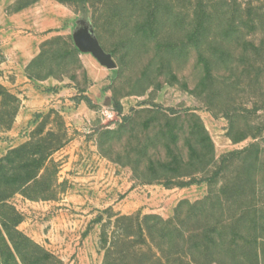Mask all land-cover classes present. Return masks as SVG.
<instances>
[{
  "label": "rangeland",
  "instance_id": "obj_1",
  "mask_svg": "<svg viewBox=\"0 0 264 264\" xmlns=\"http://www.w3.org/2000/svg\"><path fill=\"white\" fill-rule=\"evenodd\" d=\"M0 86V159L30 145L32 195L57 178L13 195L17 228L61 264L209 195L222 232L196 257L264 264V0H0Z\"/></svg>",
  "mask_w": 264,
  "mask_h": 264
},
{
  "label": "trees",
  "instance_id": "obj_2",
  "mask_svg": "<svg viewBox=\"0 0 264 264\" xmlns=\"http://www.w3.org/2000/svg\"><path fill=\"white\" fill-rule=\"evenodd\" d=\"M206 69L210 72L208 63ZM5 92L9 94L7 90ZM28 147L30 145L24 144L13 149L4 161L0 159V264H61L50 251L17 228L22 215L10 203L13 195L21 193L30 199H52L49 193L53 194L57 186V178H54L47 189L36 191V195L30 194L33 185L42 179L44 165L36 170L27 169L25 175V163H21ZM14 157H22L19 169L13 167ZM162 163L167 168V164ZM210 200V195L194 202L183 200L176 207L175 214L167 219L156 214L121 217L113 230L103 231L104 264H122L120 257L124 255L135 260L134 264H203L196 256L213 250L208 243L216 245L222 232L218 218L209 219L208 223L205 221L210 217ZM233 243L237 245V241ZM253 260L256 264L261 262L260 251ZM248 261L249 257L242 253L233 258L231 264H248ZM213 262L220 263L217 258Z\"/></svg>",
  "mask_w": 264,
  "mask_h": 264
}]
</instances>
